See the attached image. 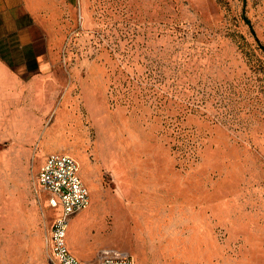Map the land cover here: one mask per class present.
<instances>
[{
  "label": "rangeland",
  "instance_id": "374dc122",
  "mask_svg": "<svg viewBox=\"0 0 264 264\" xmlns=\"http://www.w3.org/2000/svg\"><path fill=\"white\" fill-rule=\"evenodd\" d=\"M83 2L71 115L50 118L41 99L21 126L0 118L17 121L0 132V264H51L36 192L48 149L75 158L83 180L97 166L88 214L109 236L100 252L264 264V0Z\"/></svg>",
  "mask_w": 264,
  "mask_h": 264
},
{
  "label": "crops",
  "instance_id": "0c3cea01",
  "mask_svg": "<svg viewBox=\"0 0 264 264\" xmlns=\"http://www.w3.org/2000/svg\"><path fill=\"white\" fill-rule=\"evenodd\" d=\"M84 18L83 0H0V118L8 116L18 121L19 117L38 116L41 99L50 102V118L55 116L53 112L57 109H63L68 117L71 115V102L76 99L72 98L70 92L75 75L69 65V37L73 22ZM43 84L48 85L47 96L41 89ZM60 86L63 92L58 95ZM16 122L0 121V132L12 130L11 126H16ZM23 123L24 120L18 122L20 126ZM6 124L8 127H3ZM48 128L50 122L43 131ZM43 136L44 132L41 138ZM52 151H41V157H44L41 164L48 154L54 153ZM80 177L88 189L90 202L69 219L66 242L77 259L83 264H92L98 258L100 249L107 245L109 236L92 229L98 221L95 215L88 214L92 203L91 192L100 191L97 166L92 168L89 179L83 180L81 174ZM112 198L110 203L113 202ZM43 202L50 212L51 225L53 209L48 206L45 196ZM70 228L71 235L68 237ZM48 236L49 230L45 239L47 253ZM133 264H136L134 256Z\"/></svg>",
  "mask_w": 264,
  "mask_h": 264
},
{
  "label": "built area",
  "instance_id": "2783aa9c",
  "mask_svg": "<svg viewBox=\"0 0 264 264\" xmlns=\"http://www.w3.org/2000/svg\"><path fill=\"white\" fill-rule=\"evenodd\" d=\"M36 187V192L45 196L50 208L59 209V216L53 218L49 228L48 259L51 264H83L70 252L66 242L69 219L90 202L78 162L68 154L46 156L36 175ZM118 252H100L92 264H133L129 252Z\"/></svg>",
  "mask_w": 264,
  "mask_h": 264
},
{
  "label": "bare ground",
  "instance_id": "6f19581e",
  "mask_svg": "<svg viewBox=\"0 0 264 264\" xmlns=\"http://www.w3.org/2000/svg\"><path fill=\"white\" fill-rule=\"evenodd\" d=\"M117 208V207H116ZM114 212V211H113ZM114 216V215H113ZM112 229V228H111ZM118 232H117V228L114 227V231H113V235H116ZM111 234V233H110Z\"/></svg>",
  "mask_w": 264,
  "mask_h": 264
},
{
  "label": "trees",
  "instance_id": "16d2710c",
  "mask_svg": "<svg viewBox=\"0 0 264 264\" xmlns=\"http://www.w3.org/2000/svg\"><path fill=\"white\" fill-rule=\"evenodd\" d=\"M246 22L249 23V21L246 19Z\"/></svg>",
  "mask_w": 264,
  "mask_h": 264
}]
</instances>
